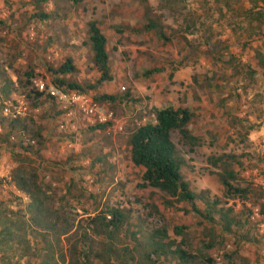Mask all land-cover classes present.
<instances>
[{"label":"rangeland","instance_id":"374dc122","mask_svg":"<svg viewBox=\"0 0 264 264\" xmlns=\"http://www.w3.org/2000/svg\"><path fill=\"white\" fill-rule=\"evenodd\" d=\"M91 20L107 39L112 78L100 83ZM149 22L155 27H145ZM68 57L74 71L57 73ZM0 67L14 82L5 96L0 79V199L10 208L26 211L30 202L12 180L22 163L35 168L52 211L73 230L108 208L121 209L124 221L112 241L118 252L133 251L154 230H165L163 241L195 254V263L207 264L210 256L212 264H264V0H0ZM34 78L62 79L66 87L96 84L80 92L102 104L111 119L99 127L87 123L82 109L62 111L36 91ZM102 94L114 99L100 100ZM9 101L21 110V129L9 131L12 118L2 111ZM167 106L192 112L188 128L195 141L177 130L170 136L196 206L209 208L213 220L187 201L139 185L143 167L131 160L130 135L155 122L154 108ZM19 143L27 148H14ZM227 169L235 173L234 186L247 188L243 196L226 193L221 174ZM226 211L234 219L230 231L223 230ZM177 225L187 228L176 234ZM86 231L90 248L103 252L105 234ZM34 235L31 244L42 247V236ZM166 254H153L152 264H179ZM18 257H0V264H26ZM116 257L106 264H124ZM139 257L135 253L127 264ZM90 260L105 264L93 254Z\"/></svg>","mask_w":264,"mask_h":264},{"label":"trees","instance_id":"16d2710c","mask_svg":"<svg viewBox=\"0 0 264 264\" xmlns=\"http://www.w3.org/2000/svg\"><path fill=\"white\" fill-rule=\"evenodd\" d=\"M77 4L83 0H71ZM35 16H45L42 13H35ZM145 27H155L153 22L147 23ZM160 36L164 38L163 32L158 29ZM89 38L93 50L94 63L100 72L97 83L105 80H110L108 66V53L106 50V36L101 31L95 20L89 22ZM74 66L70 57L61 64L56 70L57 73H69L74 71ZM32 72H28L30 74ZM0 79L2 80L1 92L8 96L10 87L14 82L3 72L0 67ZM60 86L65 83L64 80L55 79ZM56 83V84H57ZM65 88H73L79 91L85 89H94L96 84H88L85 87L77 83H66ZM59 85V84H58ZM100 100H112L113 96L102 94ZM155 122H147L138 126L130 135V153L131 160L135 165L143 167L142 183L140 186H150L157 188L166 193L175 201H187L191 203L192 210L206 219L213 220L211 210L206 211L199 209L195 204L197 194L193 192L186 180L183 179L181 167L183 164L182 157L177 153L174 142L171 139L170 133L177 130L183 138H188L195 141L188 128V123L191 121L192 112L186 107L172 106L154 108ZM22 119L12 118L9 124V131L16 128L21 129ZM24 128L19 132H24ZM99 127H101L99 125ZM38 143L43 141L42 133L37 130L34 133ZM30 145V144H29ZM27 148L22 144H16L14 148ZM234 171L227 169L221 174L222 183L227 194H237L243 196L247 188L234 186L231 179L234 178ZM12 180L16 188L26 193L30 202L27 204V210L10 208L5 200L0 199V257L4 262H10V257L18 253V258L26 257V264H92L90 255L93 254L96 258L103 260L106 264L109 259L111 261L118 260L122 257L124 264L135 259V253L140 257L137 264H152L151 256L167 255L170 251L178 259L179 264H198L195 263L196 255L183 249L180 245L171 248L173 240L169 242L163 241V236L166 237V231L154 230L153 233L145 237V243H136L133 246V251L118 252L112 246L115 231L118 230L124 221V212L119 208H108L102 213L97 214L88 219L87 224L81 228L77 226L73 230L72 222H68L65 216L59 212L52 211L50 204L51 199L45 194L42 185L38 180L35 168L27 167L19 163L12 172ZM173 202L164 200L165 205H171ZM228 211L223 212L226 217L223 230L230 231L231 224L234 222L233 217L228 216ZM110 215V218L107 215ZM28 215V216H27ZM34 225V227H33ZM86 227L93 233L103 232L106 240L103 243V252H98L90 248V235L86 231ZM185 225H177L174 227L176 234H182ZM35 233V237L40 235L43 240V246H37V242L31 244L29 236ZM53 235L56 242H53L49 236ZM136 235V232L134 233ZM63 241L65 246H59ZM181 241H183L181 239ZM91 242H93L91 240ZM180 242V241H179ZM178 242V243H179ZM212 246L208 244L207 247ZM124 249H127L125 247ZM95 251V252H94ZM117 254V255H114ZM38 259L37 262H32V258ZM130 259V260H129ZM121 262V260H120ZM207 264L213 263V258L205 256Z\"/></svg>","mask_w":264,"mask_h":264},{"label":"built area","instance_id":"2783aa9c","mask_svg":"<svg viewBox=\"0 0 264 264\" xmlns=\"http://www.w3.org/2000/svg\"><path fill=\"white\" fill-rule=\"evenodd\" d=\"M34 87L40 94H45L52 101L59 105L62 111H70L73 108L82 109L88 124H102L111 119V112H108L102 104L92 101L88 96L77 89L65 88L56 83L45 82L41 78H34ZM3 113L11 118H17L21 114L20 108L14 106L11 101L4 103ZM62 126V124H61ZM34 143V140H31ZM110 218V215H107Z\"/></svg>","mask_w":264,"mask_h":264},{"label":"bare ground","instance_id":"6f19581e","mask_svg":"<svg viewBox=\"0 0 264 264\" xmlns=\"http://www.w3.org/2000/svg\"><path fill=\"white\" fill-rule=\"evenodd\" d=\"M66 86V85H65Z\"/></svg>","mask_w":264,"mask_h":264}]
</instances>
